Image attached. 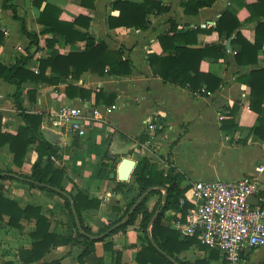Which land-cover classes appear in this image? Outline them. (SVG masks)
Masks as SVG:
<instances>
[{
    "label": "crops",
    "instance_id": "obj_1",
    "mask_svg": "<svg viewBox=\"0 0 264 264\" xmlns=\"http://www.w3.org/2000/svg\"><path fill=\"white\" fill-rule=\"evenodd\" d=\"M115 1L143 3V0H44L37 7L33 0H10L5 6L0 0L2 66L11 67L19 59L35 52V47L22 34L21 25L39 38L41 50L34 53L26 65L31 71L38 68L39 60L46 59L53 51L67 55L84 49L83 41L65 44L63 38L43 33L46 28L37 19L46 4L59 12L60 22L73 23L79 19L75 31L92 37L96 43L103 42L110 51L123 50V58L132 63V71L127 76L100 77L86 72L77 81L69 79L57 86L38 85L36 103L32 107L24 97L26 111L43 115L41 131L42 134L46 132L47 140L58 151L52 161L56 168L66 172L64 188L67 191H82L102 202L98 211L82 213L84 224L93 233H98L120 217L136 198L138 189L132 177L123 183L125 188L121 192H115L119 183L117 168L125 159L137 165L145 158L164 175L171 171L172 175L179 177V188L184 191V196H188V189L194 182L256 179L262 191L255 196L257 201L253 202V206L264 207V140L254 132L258 127V117L249 108L250 90L239 81L242 75L264 68V50L257 56V65H237L234 58L236 46L233 44L235 36L219 39L213 31L222 13L228 12L241 24V36L253 45L256 23L248 22L250 14L244 4H252L256 0H215L211 7L202 8L196 14L184 13V4L189 0H155L166 10L150 14L146 29L110 28L108 19L119 16V11L112 7ZM195 30L209 33L181 37L173 43L165 39L163 44L160 43V38L164 36H183ZM53 39L57 43L48 48L45 41ZM175 47L192 50L220 48V56L206 57L198 66L200 74L211 78L212 87L202 84L191 91L188 87L172 85L154 75L149 56L160 59L174 57ZM185 65L194 67L195 59H187ZM155 69L163 70L159 61H155ZM189 76L193 78L194 74L190 72ZM68 85L89 91V99L68 97ZM31 89V85L24 86V91ZM201 90L205 93H199ZM14 92V86L0 79V128L11 134L23 126L11 98ZM98 94L100 97L96 100ZM108 96H115L112 104H108ZM63 106L80 109L85 127L83 137L64 134L48 123L50 113ZM95 110L99 112L100 119L94 118ZM220 117L223 119L219 120ZM150 126H153L152 130ZM33 149V146L30 147L24 167L19 170L13 166V156L8 147H4L0 150V169L29 175L35 159ZM1 184L4 196L21 208L40 207L42 214L49 218L52 233L60 236L74 234L64 203L58 196L30 189L15 181H3ZM165 195L163 189H149L143 196L146 198V210H155L157 214L164 206ZM112 208L118 211L112 212ZM7 221L4 217L5 225ZM162 223L187 237L182 232L185 222H181L179 213L165 212ZM138 224L139 220L125 232L114 234L103 243H96L94 253L83 264H113L116 253L121 255V264H136L135 255L141 249ZM106 243L112 245L111 252L104 250ZM29 246L30 243L21 248ZM193 249L196 248L183 252L180 258ZM80 253L79 247H58L37 264L56 260H60L61 264H78ZM262 253L264 249L253 257V262Z\"/></svg>",
    "mask_w": 264,
    "mask_h": 264
},
{
    "label": "trees",
    "instance_id": "obj_2",
    "mask_svg": "<svg viewBox=\"0 0 264 264\" xmlns=\"http://www.w3.org/2000/svg\"><path fill=\"white\" fill-rule=\"evenodd\" d=\"M44 0H33L35 6L39 7ZM215 0H189L184 4L185 14H196L202 8H209ZM10 0H3V6ZM250 16L248 22H255V42L251 45L240 34L241 24L236 17L228 12L222 13L218 19L214 32L219 39H229L233 35L235 39L233 44L236 46L235 61L241 66L257 65V56L260 51L264 50V0H256L252 4H244ZM113 9L119 11V16L109 18L108 25L110 28L125 27L135 29H146L148 27V17L152 13H163L165 8L160 2L155 0H143L141 4H133L124 1H115L112 4ZM59 12L52 6L46 4L39 14L38 23L46 29L43 33L51 34L64 39L65 44H74L76 42H85L84 49L80 52H71L67 55H60L53 51L46 59L39 60L38 73L35 74L29 70L26 65L34 53L41 50L39 47V38L37 35L27 32L21 25L22 34L30 41V45L35 47V52L25 58L19 59L13 66L5 67L0 65V79L5 83L15 87V92L11 96L14 106L19 112L23 121V126L19 127L15 134L3 132L0 128V150L8 147L10 154L13 156V166L19 170L24 167V160L30 150L34 147L35 159L33 160L29 175L15 173L12 169H0V222L4 217L8 219L7 227L16 231H24L26 225L32 226L28 232L30 246L21 248L16 253L18 264H37L52 250L62 246L79 247L81 253L77 259L78 264H83L85 259L94 253L96 243H103L108 238L119 232H125L127 228L134 226L139 220L138 232L141 234V249L135 255L136 264H225L220 252L216 249H208L200 244L198 234L183 237L178 231L163 225L162 220L165 212L169 211L181 215V222H185L187 211L190 205L180 206V199L184 197V191L179 188V177L157 171V168L150 164L148 159L143 158L139 161L131 175L137 186L138 194L136 198L127 206L120 217L105 225L98 233H93L82 220L83 212L98 211L102 202L98 199L90 198L87 193L82 191H67L63 184L66 172L63 169L55 167L52 158L57 157L56 147L49 142L41 131L43 115L26 111L23 107L24 97L28 99L32 107L36 103L37 86L46 84L48 86H57L62 81H77L86 73L91 72L100 77L115 76L122 77L130 75L132 63L123 58V50L110 51L103 42H98L88 36L75 31V25L79 19L73 23H63L58 20ZM15 18V15H14ZM89 26V25H88ZM199 33H209L208 31H190L183 36L173 35L172 37L164 36L160 38L163 44L165 39L171 43L181 37H191ZM1 37V34H0ZM46 46L53 48L57 43L56 39L46 40ZM212 50V51H211ZM174 57L160 59L156 56H149L150 66L154 75L159 76L165 82L175 86L188 87L189 90L195 91L202 84L208 88L211 86V78L200 74L198 71L199 63L206 57L217 55L220 56L218 49H181L174 48ZM195 59L194 67H187V59ZM155 61H159L163 70L155 69ZM190 72L194 77L189 76ZM239 81L246 85L250 90V110L257 114L258 127L254 132L264 140V68L250 71L242 75ZM214 82V81H213ZM25 85H31L33 89L24 91ZM212 87V86H211ZM66 95L70 98L79 96L81 99H89L91 93L68 85ZM100 95H96V100ZM108 104H112L115 96L106 97ZM3 181H15L27 185L30 189H38L51 193L62 199L64 208L73 235L60 236L50 231L49 218L42 214L40 207L27 206L21 208L15 201L4 196ZM124 182L118 183L115 192H121L125 188ZM160 188L166 192L164 206L155 214V210L148 212L145 208L146 198L143 197L149 189ZM71 198V201L68 200ZM141 199L140 203L133 213L126 218L131 208ZM71 206L76 210L79 225L82 233L79 232L75 222ZM111 211H118L112 208ZM111 233L104 238H99L109 229L117 226ZM87 236L97 237L92 240ZM151 239L156 245L154 247ZM196 248L205 256L196 259L193 262L185 261L180 258L183 252ZM105 251H112L110 243L104 244ZM121 255L116 253L113 264H121ZM173 260L175 263H172ZM42 264H61L60 260L51 263Z\"/></svg>",
    "mask_w": 264,
    "mask_h": 264
},
{
    "label": "built area",
    "instance_id": "obj_3",
    "mask_svg": "<svg viewBox=\"0 0 264 264\" xmlns=\"http://www.w3.org/2000/svg\"><path fill=\"white\" fill-rule=\"evenodd\" d=\"M33 72L37 74L38 70ZM93 116L100 119L96 110ZM48 123L67 135H85L82 113L77 107L58 108L50 113ZM260 191L262 186L252 178L192 183L188 196L179 202L181 207L190 205L182 232L186 236L198 234L200 244L218 250L225 264H252L253 257L264 249V207L249 203V198Z\"/></svg>",
    "mask_w": 264,
    "mask_h": 264
},
{
    "label": "rangeland",
    "instance_id": "obj_4",
    "mask_svg": "<svg viewBox=\"0 0 264 264\" xmlns=\"http://www.w3.org/2000/svg\"><path fill=\"white\" fill-rule=\"evenodd\" d=\"M31 230V226L26 225L24 231H16L7 227L0 222V264H18L16 260L17 250L21 247H25L30 243L28 232ZM205 256L193 249L187 256H181L185 261H194L196 258ZM252 264H264V253L258 260H254Z\"/></svg>",
    "mask_w": 264,
    "mask_h": 264
},
{
    "label": "water",
    "instance_id": "obj_5",
    "mask_svg": "<svg viewBox=\"0 0 264 264\" xmlns=\"http://www.w3.org/2000/svg\"><path fill=\"white\" fill-rule=\"evenodd\" d=\"M43 135H44V137H45L46 139H48V136H47L46 132H44ZM135 166H136V163H135L134 161L129 160V159H125V160H123V161L120 163V165L118 166V168H117V180H118L119 182H127V181L130 179V177H131V175H132V173H133V171H134V169H135ZM112 178H113V176H112ZM68 200L71 201V198L68 197ZM140 201H141V199H139V200L135 203V205L131 208V210L129 211V213H128V215L126 216V218H128V217L133 213V211L136 209V207L138 206V204H139ZM254 201H255V202L257 201V199H256L255 197H250V198H249V203H250L251 205L254 204V203H253ZM255 205H256V204H255ZM71 210H72V213H73V215H74L75 222H76V225H77V227H78V230H79L80 233H82L81 228H80V225H79L78 217H77V214H76V210L74 209L73 206H71ZM117 227H118V225L115 226V227H113V228H111V229H109L106 233L102 234L99 238H104V237H106L107 234L111 233V232H112L113 230H115ZM87 237L90 238V239H92V240H97V239H98L97 237H92V236H87ZM151 243H152V245H153L154 247H156V245L154 244V242L152 241V239H151ZM169 260H170L172 263H175V262H174L173 260H171L170 258H169Z\"/></svg>",
    "mask_w": 264,
    "mask_h": 264
},
{
    "label": "flooded vegetation",
    "instance_id": "obj_6",
    "mask_svg": "<svg viewBox=\"0 0 264 264\" xmlns=\"http://www.w3.org/2000/svg\"><path fill=\"white\" fill-rule=\"evenodd\" d=\"M260 252H261V250L258 253H260Z\"/></svg>",
    "mask_w": 264,
    "mask_h": 264
}]
</instances>
